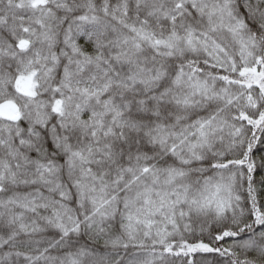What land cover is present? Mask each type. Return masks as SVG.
<instances>
[{
	"label": "snow or ice",
	"instance_id": "1",
	"mask_svg": "<svg viewBox=\"0 0 264 264\" xmlns=\"http://www.w3.org/2000/svg\"><path fill=\"white\" fill-rule=\"evenodd\" d=\"M0 264H264V0H0Z\"/></svg>",
	"mask_w": 264,
	"mask_h": 264
}]
</instances>
